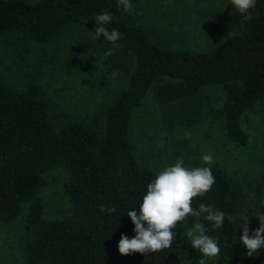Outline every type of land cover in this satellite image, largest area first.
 <instances>
[{
    "label": "trees",
    "instance_id": "16d2710c",
    "mask_svg": "<svg viewBox=\"0 0 264 264\" xmlns=\"http://www.w3.org/2000/svg\"><path fill=\"white\" fill-rule=\"evenodd\" d=\"M135 1L0 0V35L20 32L45 42L65 25L78 24L135 58L101 130L73 121L54 131L37 86L16 91L0 83V221L28 202L27 264H180L183 227L175 201L163 178L137 167L127 136L130 115L154 82L164 115L197 112L204 85L222 88V133L232 143L248 140L241 119L264 93V0H239L234 32L203 52L162 49L139 25L116 18ZM56 164L66 172L67 214L46 219L37 192L45 184L42 172ZM177 182L200 230L190 264H201L212 252L229 264H260L254 241L236 230L232 213L239 193L222 173L191 164ZM261 207L256 203L252 210Z\"/></svg>",
    "mask_w": 264,
    "mask_h": 264
},
{
    "label": "rangeland",
    "instance_id": "374dc122",
    "mask_svg": "<svg viewBox=\"0 0 264 264\" xmlns=\"http://www.w3.org/2000/svg\"><path fill=\"white\" fill-rule=\"evenodd\" d=\"M238 3L137 0L116 18L139 25L146 38L162 49L203 52L234 32L231 19ZM87 31L81 25L67 24L45 42L31 40L20 32L0 35V83L16 91L37 86L39 96L49 103L47 115L54 131L73 121L95 128L96 117L104 116L113 97L126 88L121 87L124 73L131 74L134 69V56L129 50L105 43ZM112 49H121L127 56L123 59L120 51V55L114 54ZM157 86L154 82L133 109L127 136L137 167L163 178L175 201L183 227L178 239L179 263L190 264L200 230L191 218L177 175L188 165L197 164L217 169L237 189L239 198L232 219L236 230L254 241V254L264 264V93L241 119L248 133L247 142L241 145L228 141L222 133V88L204 85L198 92L202 105L197 112L181 109L177 114L164 115L154 96ZM181 101L184 99L168 108ZM97 128L101 130L102 125ZM42 176L45 184L37 196L44 204L43 217L66 215L68 202L62 189L65 169L56 164L45 169ZM256 203L262 205V211L252 210ZM27 210L28 202H22L15 217L0 221V264H27L25 246L32 236L24 227ZM201 264L229 263L224 255L212 252Z\"/></svg>",
    "mask_w": 264,
    "mask_h": 264
},
{
    "label": "crops",
    "instance_id": "0c3cea01",
    "mask_svg": "<svg viewBox=\"0 0 264 264\" xmlns=\"http://www.w3.org/2000/svg\"><path fill=\"white\" fill-rule=\"evenodd\" d=\"M112 53H114V54H119L118 52L120 51L121 53V57L123 58V59H125V57L127 56V54H125V52H122L121 51V49H119V50H114V49H112V50H110ZM119 54V55H120ZM134 56V55H133ZM134 60H135V58H134ZM109 60L106 58L105 59V62L107 63ZM133 68H135V61H134V63H133V67H132V69ZM134 70V69H133ZM133 72V71H132ZM132 72H131V74H132ZM127 73H129V72H126V73H124V76H123V78H122V80L121 81H123V84H122V86L121 87H124V85H126V87H127V85H128V80H129V77H130V75L131 74H128V75H126ZM118 89V88H117ZM156 89V88H155ZM155 89H154V96H155ZM156 99V98H155ZM151 101H154V99L152 98V96H151ZM98 102V101H97ZM96 102V103H97ZM91 109H93V106L91 107ZM103 118H104V116H103V114H102V116H100V115H98L97 117H96V122H95V126H98V125H103ZM87 127V126H86ZM153 148H155L156 149V147H153ZM163 148V147H162Z\"/></svg>",
    "mask_w": 264,
    "mask_h": 264
}]
</instances>
